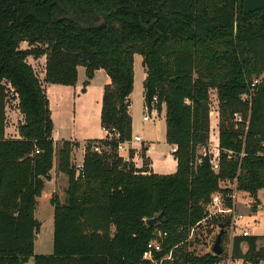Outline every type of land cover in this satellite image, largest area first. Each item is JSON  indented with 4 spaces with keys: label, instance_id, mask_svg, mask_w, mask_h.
Instances as JSON below:
<instances>
[{
    "label": "trees",
    "instance_id": "1",
    "mask_svg": "<svg viewBox=\"0 0 264 264\" xmlns=\"http://www.w3.org/2000/svg\"><path fill=\"white\" fill-rule=\"evenodd\" d=\"M243 1L0 0V264H151L143 252L156 231L167 233L159 257L172 253L163 264L224 260V249L220 256L191 250L203 223L224 225L223 240L227 236L230 219H207L212 196L220 193L232 207L229 185L235 183L255 199L256 212L264 189V10L244 15ZM136 55L147 74L145 104L157 97L158 113L165 107L174 174L150 170L145 145L140 168L134 149L128 160L118 153L133 138ZM31 57H46L45 84L73 87L79 67L86 70L85 88L99 70L111 79L101 126L112 136L86 143L80 173L74 152L81 145L63 140L56 146L50 101ZM262 76L251 99L243 100ZM211 91L218 98V171L209 156L198 162L210 142ZM10 95L23 116L16 139L6 137ZM56 159L68 177L66 199L51 198L53 253L38 256L35 212ZM160 214L157 224H146ZM231 254L261 264L264 234L234 237Z\"/></svg>",
    "mask_w": 264,
    "mask_h": 264
},
{
    "label": "rangeland",
    "instance_id": "2",
    "mask_svg": "<svg viewBox=\"0 0 264 264\" xmlns=\"http://www.w3.org/2000/svg\"><path fill=\"white\" fill-rule=\"evenodd\" d=\"M27 44H24L22 48H27ZM137 57V65L135 68L136 71V81H137V88L133 93L131 98V110L130 114L132 117V121H134V132L135 135L143 137L144 141L152 140L156 142V146L153 147L151 150L152 159L155 161V167L157 170H168L170 171L173 168L174 159L171 154V148L167 141L165 142V134H164V127L165 125V114H157V117H153L151 121L144 122L143 117L147 114L145 110V102L143 98L142 91L139 87L141 76H142V64L143 58L140 55H136ZM30 60L32 66L42 81L44 87L45 83L43 82V78H45V66H46V57L41 59H34L31 57ZM29 62V59H28ZM44 75V76H43ZM82 82L75 88L71 86H62V85H46V94L48 99L50 100V110L52 113V119L55 124L56 129V138L57 140L61 139H83L87 136L95 137L102 135V130L100 127V87H94L92 89H88V87H84L83 79ZM262 77L259 78L262 79ZM97 84L100 83V78L96 80ZM141 87H144L142 84ZM88 89L87 91H85ZM210 104H211V133H210V142L207 147L200 148V152L204 153L205 150L210 151L216 146L218 142V98L216 91L210 92ZM6 109V116H7V125L11 127L13 124H17L23 121L18 120L21 119V114L14 115L13 113L18 109V100L10 95L7 103ZM164 110V107H163ZM9 114V115H8ZM149 114V113H148ZM23 117V116H22ZM74 140L73 142H78V140ZM90 141L87 140L85 142H81L84 144ZM80 143V145H81ZM135 145V144H134ZM132 145V148L134 147ZM82 146V145H81ZM81 148L76 149L74 152V161L78 164L82 158ZM125 153V152H124ZM125 156L129 155L126 153ZM142 160V159H141ZM135 165L142 167L143 161H140L137 157L132 160ZM150 168V167H149ZM68 181V177H67ZM68 183V182H67ZM235 184V183H234ZM230 187V185H229ZM243 194L238 199V202L242 203L245 210L243 212L252 213L255 212L252 209L254 198L251 197L249 194ZM245 196V197H244ZM258 199L262 204L263 211L257 210L253 215H248V219L246 223H253V221H258L260 226L259 227H250V233L253 234H260L264 233V189L260 190L258 193ZM49 203L42 201L36 213V218L39 222L42 223V230L40 234V238L36 243L35 246V255H51L53 253V232H54V217L53 211ZM48 206V207H47ZM243 210V209H242ZM242 210H239L240 213H243ZM244 214V213H243ZM220 216H218L219 218ZM209 223V222H208ZM208 223H203L200 226V230L196 233V239H193L191 250H195V253L198 255H204L208 252H212V248L216 241V236L220 231V227L211 226ZM213 229L212 235H207L208 230ZM232 235L231 231L228 228L227 236L225 240H223L222 247L224 249L223 258L226 259L232 253ZM197 240V242H195ZM263 243H259L260 245ZM29 264H35L33 259L29 261Z\"/></svg>",
    "mask_w": 264,
    "mask_h": 264
},
{
    "label": "built area",
    "instance_id": "3",
    "mask_svg": "<svg viewBox=\"0 0 264 264\" xmlns=\"http://www.w3.org/2000/svg\"><path fill=\"white\" fill-rule=\"evenodd\" d=\"M261 79H256L252 82L250 85V94L243 97V100H250L252 92L257 87V85L260 83ZM158 102L157 97H154L151 105H146V115L143 117L144 122H149L152 120L153 117H157L158 110L156 107V103ZM149 113V114H148ZM237 120L241 121V116L237 115ZM104 131H106L104 129ZM107 136H112L109 131H106ZM136 143H143V139L140 136L133 137L131 141L121 143L118 146V153L119 156L125 158L128 160V156H125L124 154L129 155V151L132 148V145ZM210 151L205 150L204 153L199 152V159L198 162L200 163L204 157L209 156L210 157V164L212 165L214 171L219 170V162H220V146L219 141L217 142L216 146L212 149H209ZM98 151V149H97ZM125 152V153H124ZM78 173L82 171V164L77 165ZM231 189L233 190L232 194L230 195V198L232 200V207H226L223 201V197L220 193H216L212 196L211 201L209 205L207 206L208 211V218L213 217H222V218H228L230 219V231L232 238L236 236H244L248 237L251 236L250 233V227L252 226H258V221H253V223H246V216L243 213H240L238 210V199L242 197L243 194L241 191L237 189L236 184H230ZM246 193L244 192V195ZM245 197V196H244ZM213 228V227H212ZM239 234V235H238ZM167 237V233H161V232H155V238L148 242L146 249L143 252V260L150 261L151 264H163L164 261L172 260V253L170 252L168 255L164 257H159V254L163 252V240ZM219 264H245V261L243 259H235L233 258L232 254H230L226 259H224Z\"/></svg>",
    "mask_w": 264,
    "mask_h": 264
},
{
    "label": "crops",
    "instance_id": "4",
    "mask_svg": "<svg viewBox=\"0 0 264 264\" xmlns=\"http://www.w3.org/2000/svg\"><path fill=\"white\" fill-rule=\"evenodd\" d=\"M30 60H33V59L29 58V63L32 65V63H31ZM136 60H137V57L135 56V59H134V71H135V68H136V65H137V61ZM141 64H142V71H141L142 76H141V80H140V83L141 84L139 85V87H140V89L142 91L143 98H144V102H145L144 87H141V86H142V84H144V82L146 80V77H147V74H146V71H145V69L143 67V61H141ZM82 77H84L83 78L84 79L83 80V83H84L86 81V70L83 67H79L78 68V82L73 87L76 88L82 82ZM97 78H100V83L99 84H97V82H96ZM94 84L96 85V87L97 86L100 87V90H101V92H100V97H101L100 98V107H101V109H100V119H99V122H100V127H101V130H102V133L103 134L100 135V136H95V137L87 136L86 138H83V139H77V138L74 139V138H71V139H61V140H57V138H56L57 132H56V129H55L54 134H53V137H54V141H55L56 146H58L59 143L62 142L63 140L74 141V140L77 139L81 143L82 141L85 142L87 140H95V139H104V138H106L107 133H106V131H104V129L101 126V111H102V101H103V96H104V90H105V87L107 85L111 84V79H110V77L107 75V73L104 70H99V71H97L95 73L94 78L90 81V85L88 86V89H92V87H94ZM46 85H53V84H45V87H44L45 89H46ZM53 86H55V85H53ZM136 88H137V81H136V71H135V83H134V91H133V93L135 92ZM88 89H86L85 91H87ZM133 93L130 96V100H131V98L133 96ZM131 107L132 106H130V110H131ZM165 113H166V111H165V107H164V110H163L162 114H165ZM13 114L14 115H18L19 114V116H20V112H19V110L17 108H16V111ZM22 118L23 117L21 115V119H18V120H21L22 121ZM218 123H219V120L217 122V125H218ZM16 125L17 124H15V125L13 124L11 127H9L8 125H6V137L7 138H12V139L18 138V132H17V126ZM165 125H166V121H165ZM211 125H212V123H211ZM211 128H213V127L211 126ZM132 129H133V137H137V135H135V132H134V121H133ZM218 132H219V129H218ZM164 134H165V142H166V126L164 127ZM218 136H219V134H218ZM142 139H143V137H142ZM81 145H82L81 146L82 147L81 148L82 158H81V161L77 165L82 164L83 163V159H84L85 147H84V144L81 143ZM142 145H145L148 148V151H147V154L146 155H147L148 158H150V160L152 162V164L150 165V170H152L155 174H159V175H170V174H174L177 171V162L175 161V159L173 157V153L176 151V147L175 146L169 145V147L171 148V154H172V157L174 159V163H173V168L170 171H168V170H157L156 169V167H155V161L152 159V157H150L151 156V150L153 149L154 146H156V142H153L152 140H149V141H146L145 142L144 139H143V143H141V144L136 143L134 145L133 149L136 152L135 158L137 157L140 161H142L141 158L139 157V151L141 150ZM137 167L140 168L138 165H137ZM67 182H68L67 181V176L64 175V174H62V173H60V172H58V169H57V159H56L54 169L51 172V179L49 181H46V183H45V190H44V192L42 194V197H40L38 199V205H37V208H36L35 216H36V213H37L38 208L40 206V203L42 201H44L46 203L47 202L49 203L48 204L50 206L49 208H51V210L53 211V217H54V208H53V206L51 205V202H50L51 201V198L53 196H58L59 199L64 203L65 202V199H66V190H67V187H68V183ZM237 208H238V210H242L243 209L242 212L245 210V207H243L242 203H240V202H238V207ZM258 210L259 211L260 210L263 211L262 206H260ZM243 213H244V215L247 218L248 215H253L255 212H252V213H249V214L246 213V212H243ZM259 226H260V224L258 226H255V227H259ZM41 230H42V223H41ZM41 230H40V233L38 234L37 239L35 241V246H36L37 241L40 238ZM252 235L262 236L260 234L258 235V234L251 233V236ZM232 241H233V239H232ZM33 262H34V260H33ZM27 264H29V262ZM261 264H264V262H262Z\"/></svg>",
    "mask_w": 264,
    "mask_h": 264
},
{
    "label": "water",
    "instance_id": "5",
    "mask_svg": "<svg viewBox=\"0 0 264 264\" xmlns=\"http://www.w3.org/2000/svg\"><path fill=\"white\" fill-rule=\"evenodd\" d=\"M264 10V0H244L243 1V14L249 15L255 12H259ZM162 214L158 215L155 218L147 220L146 224L149 227L154 226L162 219ZM225 234V226L220 227V231L216 237L215 244L212 248V253L216 256H220L223 253V237Z\"/></svg>",
    "mask_w": 264,
    "mask_h": 264
}]
</instances>
